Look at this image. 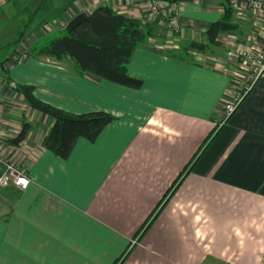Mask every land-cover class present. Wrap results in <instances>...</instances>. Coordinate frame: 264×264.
Segmentation results:
<instances>
[{
  "label": "crops",
  "instance_id": "1",
  "mask_svg": "<svg viewBox=\"0 0 264 264\" xmlns=\"http://www.w3.org/2000/svg\"><path fill=\"white\" fill-rule=\"evenodd\" d=\"M8 4L24 12L18 0H0L10 37L0 50L13 45L0 60V153L31 183L0 188V264H264V78L252 83L242 58L264 49V14L227 0L164 2L172 33L146 1L73 0L44 9L26 37ZM101 7L155 27L129 67L142 89L33 53L76 14ZM230 7L238 30L222 34V46L181 53L207 43ZM22 85L57 108L116 121L62 159L47 148L53 120L28 105ZM249 86L223 124L226 105ZM24 128L26 139L14 143Z\"/></svg>",
  "mask_w": 264,
  "mask_h": 264
},
{
  "label": "trees",
  "instance_id": "2",
  "mask_svg": "<svg viewBox=\"0 0 264 264\" xmlns=\"http://www.w3.org/2000/svg\"><path fill=\"white\" fill-rule=\"evenodd\" d=\"M232 16L233 10L230 7L226 12V19L215 22L206 32L207 43L190 42L182 46L181 53H207L211 46H222L220 36L238 30V25L229 21ZM154 36V26L117 13L110 7H101L91 13L76 14L65 30L42 39L32 51L39 57H50L56 62L64 63L81 75L90 73L121 86L142 89L144 81L132 77L129 67L136 49ZM19 88L32 109L53 120L47 148L62 159L71 156L80 139L95 143L103 131L116 121L113 115L105 111L73 114L39 99L32 86L22 85ZM25 139L24 128L12 141L20 144ZM154 219L152 216L145 230Z\"/></svg>",
  "mask_w": 264,
  "mask_h": 264
},
{
  "label": "built area",
  "instance_id": "3",
  "mask_svg": "<svg viewBox=\"0 0 264 264\" xmlns=\"http://www.w3.org/2000/svg\"><path fill=\"white\" fill-rule=\"evenodd\" d=\"M148 2L149 11L152 18L155 19H165L167 21L168 27L172 33L178 32V27L173 15H168L167 18L164 17V1L163 0H143ZM234 6H239L245 4L246 6L252 8L257 12L264 14V0H227ZM244 64L253 65V76L252 83L257 82L259 79L264 78V49L261 50L257 55H252L247 52L242 54ZM1 87V80H0ZM250 86L245 89L242 93L236 95L235 99L228 103L225 107V117L223 124L237 111L241 105L246 92L249 90ZM30 179L27 176L23 168L18 165L15 161L6 159L0 153V188H7L14 186L20 191L28 189L30 186Z\"/></svg>",
  "mask_w": 264,
  "mask_h": 264
},
{
  "label": "rangeland",
  "instance_id": "4",
  "mask_svg": "<svg viewBox=\"0 0 264 264\" xmlns=\"http://www.w3.org/2000/svg\"><path fill=\"white\" fill-rule=\"evenodd\" d=\"M72 1L73 0H18V8L20 10H24L23 13L18 14L17 6H14L13 4L6 5L4 10L6 13L9 12L11 14L8 16V18H12L11 23L16 28L18 34H21L24 31V35L27 37L29 34L33 32L32 30H35V26L39 21L38 19L46 17L47 13L43 12L44 9H47L52 5L57 6L59 8H63V7L68 6V4H70ZM39 8H41L40 11L36 13V11ZM16 30L14 33H16ZM6 34H9L8 27L5 25H2L0 27V42L1 40H4L5 42L7 40H10L9 35L6 36ZM12 46L5 47L2 50H0V60L5 58V56L7 55V52L5 51V49L7 48L11 49ZM220 125H223V124L220 123Z\"/></svg>",
  "mask_w": 264,
  "mask_h": 264
}]
</instances>
